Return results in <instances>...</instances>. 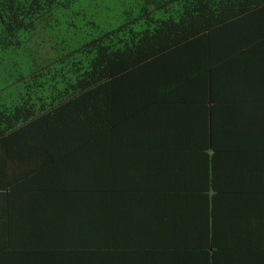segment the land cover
Here are the masks:
<instances>
[{"label":"trees","instance_id":"obj_1","mask_svg":"<svg viewBox=\"0 0 264 264\" xmlns=\"http://www.w3.org/2000/svg\"><path fill=\"white\" fill-rule=\"evenodd\" d=\"M110 2L0 0V264L264 262V0Z\"/></svg>","mask_w":264,"mask_h":264},{"label":"rangeland","instance_id":"obj_2","mask_svg":"<svg viewBox=\"0 0 264 264\" xmlns=\"http://www.w3.org/2000/svg\"><path fill=\"white\" fill-rule=\"evenodd\" d=\"M107 2L111 5L110 0H104V3ZM116 6V9L122 7V3H116L114 4V7ZM89 12H95V9H89ZM112 11V10H111ZM109 19L110 24L116 25V18L113 16L112 12H109ZM106 24V22H104ZM79 26V25H77ZM67 33H62L63 35L57 37V42H62L63 40H66L72 46H78L79 41L85 40L87 36L88 30L81 29L80 27H71L67 29ZM58 33V32H57ZM91 33V31H90ZM64 38V39H63ZM53 37L50 34H47L46 31L43 28H40L38 33L28 42L29 46L37 51V56L39 60L46 61L50 60L51 57L54 55L53 50ZM0 76H2V70H0Z\"/></svg>","mask_w":264,"mask_h":264},{"label":"crops","instance_id":"obj_3","mask_svg":"<svg viewBox=\"0 0 264 264\" xmlns=\"http://www.w3.org/2000/svg\"><path fill=\"white\" fill-rule=\"evenodd\" d=\"M260 259L264 260L263 258H260ZM255 264H257V263H255ZM258 264H264V262H258Z\"/></svg>","mask_w":264,"mask_h":264}]
</instances>
